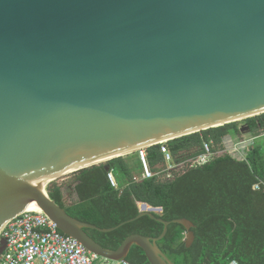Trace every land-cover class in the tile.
Returning a JSON list of instances; mask_svg holds the SVG:
<instances>
[{
  "label": "water",
  "instance_id": "95a60500",
  "mask_svg": "<svg viewBox=\"0 0 264 264\" xmlns=\"http://www.w3.org/2000/svg\"><path fill=\"white\" fill-rule=\"evenodd\" d=\"M264 113V0H0V229L42 209L112 260L159 236L102 246L48 193L63 175ZM140 204L139 216L161 211ZM133 220V219H131ZM195 239L194 222L176 218Z\"/></svg>",
  "mask_w": 264,
  "mask_h": 264
},
{
  "label": "trees",
  "instance_id": "16d2710c",
  "mask_svg": "<svg viewBox=\"0 0 264 264\" xmlns=\"http://www.w3.org/2000/svg\"><path fill=\"white\" fill-rule=\"evenodd\" d=\"M244 120L253 137L262 136L264 113ZM238 122L168 140L174 160H180L178 156L186 152L197 156L205 141H211L218 151L206 163L173 171L170 177L156 174L142 178L139 156L136 161L118 156L71 173L77 196L71 204L65 201L68 183L62 177L48 184V193L82 221L101 228L124 222L109 232L86 228L106 248H118L132 233L159 236L165 227L158 219L162 218L171 223L157 245L175 264H228L233 260L239 264H264V191L253 189L254 183L264 179V141H255L243 160L222 151L226 136L244 139ZM147 153L152 170L162 172L158 166L165 161L160 145L149 146ZM110 171L117 186L108 177ZM144 202L162 208L153 211L156 218L148 214L138 217ZM182 217L195 224V239L190 247L185 242L186 227L173 222ZM127 259L150 264L138 245L131 247Z\"/></svg>",
  "mask_w": 264,
  "mask_h": 264
},
{
  "label": "built area",
  "instance_id": "2783aa9c",
  "mask_svg": "<svg viewBox=\"0 0 264 264\" xmlns=\"http://www.w3.org/2000/svg\"><path fill=\"white\" fill-rule=\"evenodd\" d=\"M264 135V131L262 133ZM255 137L233 141H223L225 151L238 159H246ZM160 150L164 155L167 167L166 176L170 177L176 165L168 140L159 141ZM148 146L139 147L141 177L151 178L161 172L151 168L147 153ZM221 151V150H220ZM218 151H215L211 141H205L203 151L191 157L189 166L200 165L209 161ZM237 153V154H235ZM108 177L114 186L117 182L113 171ZM253 189L264 191V179L253 184ZM0 264H148L134 263L130 260H112L100 256L87 249L78 239L62 232L50 216L43 211L24 210L0 229ZM228 264H239L233 260Z\"/></svg>",
  "mask_w": 264,
  "mask_h": 264
},
{
  "label": "rangeland",
  "instance_id": "374dc122",
  "mask_svg": "<svg viewBox=\"0 0 264 264\" xmlns=\"http://www.w3.org/2000/svg\"><path fill=\"white\" fill-rule=\"evenodd\" d=\"M238 121H239L238 122L239 123L238 125L240 126L241 129L244 130L243 137L244 138L251 137L252 134L246 128V122H245V120L242 119V120H238ZM232 137H233V141H235V142L239 140L236 136H232ZM260 140H263L264 141V135L255 138L254 139V142L255 141H260ZM224 148H225V146H223V149H221V150L222 151H225ZM235 154H237V153H235ZM122 156H124V157H126L128 159H131L132 161H136L137 160V157H138V152L137 151H134V152H131V153L124 154ZM191 157H193V156L190 155V152H186V153L180 154L178 156V159H180V160H176L175 159L171 163L173 165H176V168H173V171H177L178 172V171H181V170L185 169L187 166H189L190 165V162L188 160ZM135 163H137V162H135ZM158 167H161V169H162L161 175H162L163 178H165L166 177V173H167L166 170H165V168L167 167V165L161 163V164H159ZM62 178H63V180L66 183H68V186L64 190L65 201H66L67 204H71L75 199H77V196H76V194H75V192L73 190L74 182H72V180H71L72 179V174L69 173V174L63 175Z\"/></svg>",
  "mask_w": 264,
  "mask_h": 264
},
{
  "label": "bare ground",
  "instance_id": "6f19581e",
  "mask_svg": "<svg viewBox=\"0 0 264 264\" xmlns=\"http://www.w3.org/2000/svg\"><path fill=\"white\" fill-rule=\"evenodd\" d=\"M138 148H136L135 150H131V151H128L126 153H129V152H132V151H136ZM126 153H123L122 155L126 154ZM27 210H35V211H43L42 207L41 206H35V207H32V208H28Z\"/></svg>",
  "mask_w": 264,
  "mask_h": 264
},
{
  "label": "crops",
  "instance_id": "0c3cea01",
  "mask_svg": "<svg viewBox=\"0 0 264 264\" xmlns=\"http://www.w3.org/2000/svg\"><path fill=\"white\" fill-rule=\"evenodd\" d=\"M250 138H253V136H251V137H249V138L246 137V138H244V139H250ZM255 138H256V137H255ZM255 138H254V139H255ZM224 139H225V140L233 139V137L230 136V135H228V136H226ZM253 143H254V140H253ZM253 143H252V144H253ZM64 189H65V188H64Z\"/></svg>",
  "mask_w": 264,
  "mask_h": 264
},
{
  "label": "flooded vegetation",
  "instance_id": "af4514ba",
  "mask_svg": "<svg viewBox=\"0 0 264 264\" xmlns=\"http://www.w3.org/2000/svg\"><path fill=\"white\" fill-rule=\"evenodd\" d=\"M65 190V189H64Z\"/></svg>",
  "mask_w": 264,
  "mask_h": 264
}]
</instances>
